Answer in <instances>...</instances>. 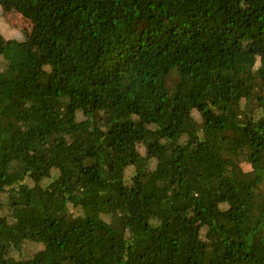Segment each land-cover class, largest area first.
I'll return each mask as SVG.
<instances>
[{
	"label": "trees",
	"instance_id": "1",
	"mask_svg": "<svg viewBox=\"0 0 264 264\" xmlns=\"http://www.w3.org/2000/svg\"><path fill=\"white\" fill-rule=\"evenodd\" d=\"M0 264H264V0H0Z\"/></svg>",
	"mask_w": 264,
	"mask_h": 264
}]
</instances>
